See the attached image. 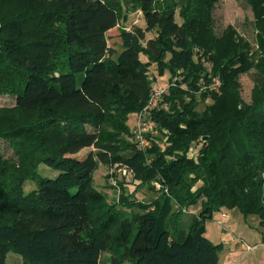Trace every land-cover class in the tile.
<instances>
[{
  "label": "trees",
  "instance_id": "trees-1",
  "mask_svg": "<svg viewBox=\"0 0 264 264\" xmlns=\"http://www.w3.org/2000/svg\"><path fill=\"white\" fill-rule=\"evenodd\" d=\"M16 1L40 9L61 26L55 30L58 39L49 36L52 32L27 41L21 21L10 18L0 23V57L17 75L5 87L19 110H41L42 125H46L43 131L48 130V140L43 137L29 144L21 140L32 151V156L23 158L24 164L31 163L23 178L33 179L36 188L28 194H10L0 212V264H8L10 253L20 257V264H101L105 251L112 254L107 264H218L223 244L207 237V224L215 214L227 208L225 203L245 216L260 217L262 213L264 96L228 126L223 119L197 118L184 110L172 116L158 104L149 112L157 134L180 142V146L171 152L158 144L149 150L136 144L123 150L115 144L117 134L121 130L132 134L129 115L149 104L151 67L162 77L167 73L185 75L191 66L187 23L181 26L173 12L162 13L157 6L164 0ZM123 2L140 9L144 26L121 29L118 7ZM117 28L121 51L108 44L110 33ZM157 28L160 37H148ZM190 29L194 30L193 22ZM166 41L176 54L168 57ZM228 62H232L231 68H248L249 61L241 53ZM181 77V86L175 87L180 93L198 91L196 75ZM125 93L131 103L124 107L126 103L118 100ZM60 112L67 113V118ZM10 125L8 122L6 127ZM109 126L112 131L107 130ZM256 127H261L259 132L253 131ZM242 131L255 136L247 142H254L258 150L252 155L244 150L230 154L236 168L228 181L224 176L227 168L222 160L213 158L212 150ZM52 136L59 141L49 142ZM197 139L202 143L198 152L201 165L206 166L212 182L207 189L192 192L190 175L199 170L200 162L187 154V144ZM86 149L89 153L81 156ZM241 163L251 169L242 171ZM40 164L57 175H39L36 167ZM99 164L128 167L159 197L138 202V210L124 216L107 204L106 196L94 185ZM246 176L249 185L244 183ZM185 205H199L200 209L182 217L178 211Z\"/></svg>",
  "mask_w": 264,
  "mask_h": 264
},
{
  "label": "rangeland",
  "instance_id": "rangeland-1",
  "mask_svg": "<svg viewBox=\"0 0 264 264\" xmlns=\"http://www.w3.org/2000/svg\"><path fill=\"white\" fill-rule=\"evenodd\" d=\"M157 8L162 13L173 12L178 24L187 23L184 29L189 38V49L193 54V62L185 75L169 76L167 73L159 77L156 67H151L149 72L151 97L156 89L165 90L160 97L159 109L167 111L172 116L184 110L188 115L197 118H219L228 126L237 116L244 114L258 98L264 96V0H164ZM118 9L121 29L130 30L133 26H144L143 15L134 5L123 2ZM10 18L23 23L27 41L48 36L52 32L49 36L59 38V33L55 31L61 26L58 20L48 17L40 9L16 0H0V23ZM192 22L194 30L190 29ZM118 31L119 28L110 33L108 44L111 48L121 51ZM160 34L161 30L157 28L156 32L148 34V37L159 38ZM165 48L168 57L176 54L171 42L166 41ZM241 53L248 58V68H231L232 62H228L229 58ZM141 59L146 60L143 56ZM217 60L222 62H216ZM8 68L4 58L0 57V212L4 211L10 194H28L36 188L33 179L23 178L29 172L31 164L29 162L24 164L23 158L25 155L32 156V151L21 142L34 143L40 138H47L45 133L48 132L43 131L46 125H42L45 119L41 110L27 113L16 107L15 99L5 85L15 81L17 75ZM188 74H194L199 78V89L188 90L183 94L175 87L177 85L180 87L181 76ZM118 101L126 103L124 107L131 103L126 93ZM117 105L118 103H115L113 107ZM147 107L148 105L140 112L129 115L128 127L133 133L119 131L115 144L123 150L135 144L143 150L157 148V144L163 149L167 147L168 152L175 150L181 143L176 140L170 141L165 136L161 138L156 130L141 135L137 132L138 125L142 124L140 123L142 118L139 117L143 116L142 112ZM149 110L151 108H148ZM60 113L62 118H67L65 115L67 113ZM111 119L113 121V116ZM8 122L12 125L7 128ZM260 129L261 127H256L253 131L259 132ZM107 130L112 131V127L109 126ZM254 137L242 131L238 136L230 140L224 139L213 147L212 156L222 160L221 163L227 168L224 176L228 181L232 170L236 168L235 159H232L230 154H234L235 150L237 152L244 150L246 155H252L253 151L255 154L258 148L254 142L251 144L247 142L252 141ZM143 140L144 144L141 143ZM58 141L57 136H52L49 140L52 144ZM201 144L200 139L187 144V154L196 162H200L198 152ZM89 151L83 150L80 155H86ZM33 157L36 158V155ZM259 160L258 158L257 164L261 162ZM199 164V170L190 175L192 192L200 187L201 190L207 189L212 182L206 166L201 165V162ZM240 167L242 171L244 169L248 171L250 166L241 163ZM36 168L41 176L54 178L57 175L56 171L43 164ZM249 180L246 176L244 183L249 185ZM94 185L106 196L107 204L119 209L124 216L137 211L138 202H147L159 197L151 185L140 182L134 172L123 165L99 164L94 174ZM218 185L219 191L220 182ZM247 186L245 189L249 191ZM225 207L227 208L217 212L214 219L207 224V237L213 243L223 244L218 264H264V249L261 246L264 227L261 228L260 225V217L264 220V203L260 217L245 216L237 208H229L228 203H225ZM199 209V205H185L178 214L185 217L198 212ZM247 246L251 249L248 250ZM110 257H112L110 252H103L101 264H107ZM20 262V257L14 253L7 257L8 264Z\"/></svg>",
  "mask_w": 264,
  "mask_h": 264
},
{
  "label": "built area",
  "instance_id": "built-area-1",
  "mask_svg": "<svg viewBox=\"0 0 264 264\" xmlns=\"http://www.w3.org/2000/svg\"><path fill=\"white\" fill-rule=\"evenodd\" d=\"M164 93H165V90L164 89H160V88L159 89H156L155 90V94L153 95V97H151V99L149 101V104H148L147 109L142 112V115L143 116L139 117V119L142 118V121H140V123H142V124H141V126L138 125V129H137V132H139L140 135L141 134L148 133V132H152V131H155L156 130L155 124L149 118V112L159 104L160 97ZM148 108H151V110L148 111ZM146 115H148V117ZM141 143L144 144L145 143L144 140L141 141ZM223 217H226V216L223 215ZM261 246L264 249V239H262ZM247 249L250 250L251 247L250 246H247Z\"/></svg>",
  "mask_w": 264,
  "mask_h": 264
}]
</instances>
